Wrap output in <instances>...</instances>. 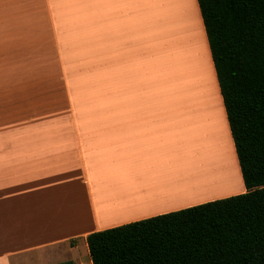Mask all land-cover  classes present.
<instances>
[{"label": "crops", "instance_id": "crops-1", "mask_svg": "<svg viewBox=\"0 0 264 264\" xmlns=\"http://www.w3.org/2000/svg\"><path fill=\"white\" fill-rule=\"evenodd\" d=\"M190 1L217 83L198 4ZM19 5L50 29L47 66L90 67L99 102L74 108L71 123H21L19 50L5 45V0H0V264H92L86 243L91 233L246 192L218 83V108L238 177L234 192L210 193L224 184L221 165L197 149L193 158L192 143L198 142L189 136L186 108L164 105L162 76L149 72L147 33L157 25L154 16L149 25L148 0ZM184 151L189 154L184 163L197 171L180 164ZM207 173L216 174L220 184L193 194Z\"/></svg>", "mask_w": 264, "mask_h": 264}, {"label": "trees", "instance_id": "trees-1", "mask_svg": "<svg viewBox=\"0 0 264 264\" xmlns=\"http://www.w3.org/2000/svg\"><path fill=\"white\" fill-rule=\"evenodd\" d=\"M196 1L246 192L91 233L92 264H264V0Z\"/></svg>", "mask_w": 264, "mask_h": 264}, {"label": "rangeland", "instance_id": "rangeland-1", "mask_svg": "<svg viewBox=\"0 0 264 264\" xmlns=\"http://www.w3.org/2000/svg\"><path fill=\"white\" fill-rule=\"evenodd\" d=\"M19 1L5 0L4 42L5 45L19 50L21 66L16 70L18 72L21 123L39 125L74 122V108L83 107L85 103L97 106L99 102L92 93V69L90 67L63 68L47 66L48 63H52L44 60L45 51L53 46L48 36L50 29L45 26L47 24H44V21L28 15L27 13L31 11L28 7L19 5ZM174 2V6H170L169 3H160L159 0H148L149 25L151 26L152 16H154L157 25L154 32L149 29L147 33L149 72L151 74L157 72L158 76H162L164 105L168 102L171 105L169 107L178 111L181 108H188L192 110V113H195L196 121H193L194 125L196 124L195 130H193L192 124L188 127L189 136H194L198 146L195 141L192 145L195 146V149H199L200 152L204 153L207 156L206 158L211 159L213 157L212 160L220 164L223 169L224 184L210 193L223 195L234 192L238 185V177H232L226 166L221 163L223 148L222 151L219 149L218 145L220 144L217 142L220 138L217 137L224 136L230 148L231 143L225 131V121L220 116V108H218L219 121L216 123V119L209 117L208 113L203 111L207 89L205 73L199 63L206 64L205 70L211 71L210 80L212 79L213 87L217 93V100H219L217 83L210 69L211 66L209 67L210 60L204 41L206 62H197V59L193 57L189 44V32L186 29L187 21L184 17L186 10L183 5L189 2L194 15L198 19L195 13L196 10L190 0H182V2L181 0H174ZM198 25L201 33L199 22ZM173 46H176L175 48L178 51L188 56L190 62L188 72L183 71V73L181 68L178 69V63L175 64L172 61L178 53L175 48L173 50ZM170 51L172 52L170 53ZM172 63L175 66H172ZM181 119L182 126L184 121L187 126V116L185 114L181 115ZM221 132L222 134H220ZM181 155L184 156L185 151ZM233 155L232 151V163L234 164ZM226 163L227 167L230 168V164ZM180 164L185 165L189 171H197L193 164ZM234 168L236 169L235 164ZM218 181L220 183L219 177Z\"/></svg>", "mask_w": 264, "mask_h": 264}, {"label": "bare ground", "instance_id": "bare-ground-1", "mask_svg": "<svg viewBox=\"0 0 264 264\" xmlns=\"http://www.w3.org/2000/svg\"><path fill=\"white\" fill-rule=\"evenodd\" d=\"M183 6H185L184 7L185 10L188 12L187 16H184V15L183 16L186 18L185 21H187L186 22V26H187L186 29H188V32H189V44H190V47H191V52L193 54V57H195L197 59L196 60L197 62H204V61L206 62L207 56H206V52H205V49H204V43H203V40H202V36H201V33L199 32V25H198L197 18L193 14L192 7L191 6H187V3L184 4ZM184 26H185V24H184ZM177 37H179V36H177ZM181 37H183V36H181ZM175 42H177V41H175ZM175 47L173 46V50H174ZM175 50L178 51L176 48H175ZM171 52L172 51H170V53ZM174 53H176V52H174ZM172 57L174 58V55ZM172 61L175 64L178 63V69L181 68L182 72L183 71H185V72H188L189 71L188 69H189L190 62L188 60V56H186L183 52L178 51V53L175 55V58L172 59ZM199 64H200L202 70L205 73L204 74V77H206L205 82H206L207 93H206V98H205L206 99L205 100V109L203 108V111L207 112L208 115H209V117H213L214 119H216V121H215V123H216V122L219 121L218 120V113H219L218 111H219V109H218V102H217L218 101L217 100V94H216V91H215V89L213 87L212 79L210 80V78H211L210 77V72L211 71L205 70L206 64L205 65H204V63L203 64L199 63ZM172 66H175V65H173V63H172ZM183 109L181 108V110H183ZM186 111H187V115H188V118H189L188 126H191V120L190 119L192 117H194L195 113H192V110L191 109H188V108H186ZM214 119H211V120H214ZM220 134H222V132ZM217 138L218 139L220 138V140L217 142L218 144H220V145H218L219 149L222 151V148H223V152L221 153V156H222L221 163L226 166V168L228 169V171L231 173L232 177L233 176L235 177L236 176V174H235V168H234V164L232 163V151H231V148L228 146V141H226V138L224 136H222V135L220 137H217ZM190 145L188 146V148L191 147ZM193 148H192V150H194V154H195V152H196L195 151V147H193ZM190 150H191V148L188 149V151H187V152H189V154L191 152ZM197 150H199V149H197ZM197 152L199 153V151H197ZM189 154L187 153V156ZM196 155H199V154H195L194 157L191 156V154H190V157L191 158L189 159V157H188L187 158V159H189L188 161H192V157L193 158L198 157ZM182 157L184 158V161H183V158ZM186 157H184V156L181 155V158H182L181 161H183V163L184 162L185 163L188 162L187 159H186ZM225 157H226V161H225ZM226 162H228V165L230 164V168L227 167V163ZM205 166H206V164H205ZM206 170L207 169H205L203 173H205ZM219 184L220 183L218 181V176H216V174L213 173V174H211V176L208 173L205 174V175L203 174V175H201V178H200L199 182L196 185H194L195 186V189L193 188L194 189L193 194L196 193V192L197 193L198 192L199 193H201V192L202 193H205L208 190H211V189H213L215 187H218Z\"/></svg>", "mask_w": 264, "mask_h": 264}, {"label": "clouds", "instance_id": "clouds-1", "mask_svg": "<svg viewBox=\"0 0 264 264\" xmlns=\"http://www.w3.org/2000/svg\"><path fill=\"white\" fill-rule=\"evenodd\" d=\"M84 19H85L86 21H88V20H89V18H88V17H85Z\"/></svg>", "mask_w": 264, "mask_h": 264}]
</instances>
